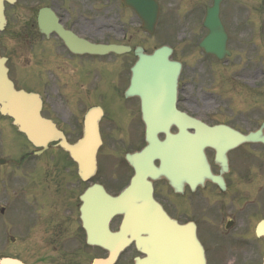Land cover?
Listing matches in <instances>:
<instances>
[{
	"label": "flooded vegetation",
	"instance_id": "obj_1",
	"mask_svg": "<svg viewBox=\"0 0 264 264\" xmlns=\"http://www.w3.org/2000/svg\"><path fill=\"white\" fill-rule=\"evenodd\" d=\"M239 1L245 6L249 3V16L264 17V0ZM43 8L49 9L48 17L43 16L48 28L52 29L57 23L63 32L96 42L93 34L99 31L92 30L91 15H87L84 0H20L18 10L5 4L0 55L6 57L8 76L14 87L37 94L41 100L40 114L61 128L69 142H74L80 135L84 111L98 104L88 92L92 55L68 50L54 30L44 34L38 18L39 10ZM257 29L260 34L264 26ZM128 83L127 78L122 88L116 91L118 107L112 117H107L102 108L98 121L102 143L97 154V170L93 180L83 183L76 178L75 163L67 153L54 146V142L40 152V148L34 147L16 131L11 118L0 113V161H3L0 163V201H4L0 205V215L3 217L15 209L22 218L17 235L23 242H37L44 257L57 255L71 259V264H90L93 258L107 255L104 248L86 240L78 196L93 182L102 184L109 193H118L133 173L124 155L144 146L145 130L139 98L124 94ZM104 94L108 93L101 91L98 96ZM181 94L179 80L176 107L183 110ZM206 123L224 124L242 133L246 132L244 129L255 130L262 126L264 134V120L254 128L249 124L248 128L237 127L235 123L223 120L209 119ZM158 137L161 139L163 135ZM109 145L119 147L115 149L122 150L121 154H108ZM252 149H256L255 155L261 157L264 145L246 143L228 151L226 171L213 163L214 150L205 149L211 172L223 178L222 190L209 180L192 190L186 179H181L176 191L164 179L152 181L153 197L170 222L169 229L172 225L181 230L192 229L197 246L203 248L206 264H263L264 236L258 235L256 229L259 224L264 225V169H260L261 164L257 162L259 169L251 168L249 173L248 159ZM103 159L107 163L106 171L101 168ZM112 161L119 171H124L122 175L110 173ZM242 163L247 168L242 169ZM254 174H259L258 183ZM115 181L117 186L105 185ZM242 182L248 192L234 194ZM220 195L229 198L219 200ZM21 196L25 201L19 204L17 200ZM242 197L244 202L237 203ZM120 220L119 215L111 223L114 226ZM143 257L145 254L133 241L119 259L123 260L120 264H134L136 258Z\"/></svg>",
	"mask_w": 264,
	"mask_h": 264
},
{
	"label": "rangeland",
	"instance_id": "obj_2",
	"mask_svg": "<svg viewBox=\"0 0 264 264\" xmlns=\"http://www.w3.org/2000/svg\"><path fill=\"white\" fill-rule=\"evenodd\" d=\"M77 1L80 2V0ZM84 1L87 15L88 13L91 15L92 30L93 32L99 31L96 35L93 34L94 38L102 39L100 38L102 34L103 40L109 38L119 41L122 34H127L129 40L131 38V42L137 40L145 43L146 47L149 48L155 43H168L171 47L173 46V58L180 60L183 64L181 79L184 84L182 97L185 102L181 106L189 113L211 120L221 121L223 118L225 121L229 120L235 123L237 127H246L247 123L264 119V36L252 42L261 50L259 53L258 47L247 42L248 33L246 31L240 33L231 28L233 25L227 14L229 10V5L226 7L227 3L223 2L221 5V19L228 35L232 38L235 37L231 43H228V47L235 49L237 53L243 56L236 54L232 58L217 61L213 57L205 55L197 45L201 36L205 34V29L201 26V17L206 6V0H158L160 14L152 35H146L138 29L139 19L132 11L121 8L118 0ZM242 7L244 11L248 5H240L239 2H232L230 5L232 10L240 11ZM15 9L18 10L19 7ZM238 19L239 23L242 24V18ZM254 57L257 59L254 60ZM245 59H249V63L254 60L252 67L247 66ZM131 60L130 56L125 55L116 57L111 66H106L99 58H95L91 62L92 72L88 81V92L92 93L93 100L100 104L109 118L115 114L118 107L116 91L126 82V70L130 66ZM255 74L259 81L256 87L254 86L258 81L254 80ZM242 80L255 84L249 87L244 85ZM65 90L71 91L69 88H65ZM101 91L108 94L98 96ZM216 108H218L217 111ZM108 147L110 148V145ZM256 152V149H252L251 154L255 155ZM250 158L255 159L256 163L262 161L263 164L260 169H264V159L259 155ZM256 163L248 165L250 167L248 168L249 173L251 168L259 169ZM242 165V169H244L245 163ZM101 168L102 171L107 170V163L104 159ZM111 171L113 175L118 176L124 172L119 171L116 165L112 166ZM254 175L256 176L254 177L255 182L258 183L260 181L257 178L259 174ZM243 183L233 191L234 194L245 195L248 192ZM117 184L115 181L110 183V186H117ZM223 198L221 199L227 201ZM22 201H25L24 196H21L17 203L20 204ZM2 202L0 201V203ZM242 202H244V197L237 203ZM4 215L0 218V235L6 229L11 232V236H17L18 240L14 245L3 248L2 246L6 242V232H3L0 236V255L15 257L25 264H71V259L68 258L57 255L42 256L38 250L37 242L33 244L30 241L23 242L17 235L20 232L19 225L22 218L20 214L15 212V209L12 208ZM122 261L120 258L118 264Z\"/></svg>",
	"mask_w": 264,
	"mask_h": 264
},
{
	"label": "water",
	"instance_id": "obj_3",
	"mask_svg": "<svg viewBox=\"0 0 264 264\" xmlns=\"http://www.w3.org/2000/svg\"><path fill=\"white\" fill-rule=\"evenodd\" d=\"M11 1V0H10ZM123 5L132 7L139 17L144 21V28L152 32L156 20L158 6L154 0H121ZM0 0V17L1 13ZM204 25L208 28V35L201 41L200 46L204 48L207 53H212L217 57H222L225 51L226 35L218 18L217 4L215 7L209 9L206 13ZM91 52L106 53L109 50L114 52H121L123 48L119 46H91L88 48ZM169 50L165 47L156 49L152 54H145L141 48L135 49L137 61L132 68L133 81L144 80L145 82H155L157 85H166L173 83L178 74V65L168 61ZM173 92V88H172ZM158 100L163 99L162 94L155 91ZM142 97V96H141ZM0 104L2 110L12 115L19 126L30 139L35 143L43 142L60 137L59 143L65 150L69 151L74 159L78 162L80 173L83 177L89 174L90 169L94 166L95 152L99 145V138L96 124L91 119V112H88L84 121L83 138L76 145L67 144L59 131L52 125L46 123L40 118L35 120L34 112H36L37 105L33 100L22 92H16L12 89L10 83L7 81L5 70L3 69L2 60L0 59ZM35 107V108H34ZM143 118L149 131V113L146 111V106L143 107ZM156 127L150 129L147 137L148 146L143 151L135 156L129 157L128 160L133 168L138 171L140 167L135 162L139 156L142 164L141 171L145 170L146 175L151 178L163 176L175 186L176 180L182 172L184 178L186 177L189 185L193 187L196 183L201 182L204 177H210L208 165L203 153L205 146H211L216 150V159L223 162L224 152L227 149L233 148L237 144L250 140L247 136L228 132L225 129L204 126L199 121L186 117L174 110L164 113L158 108L156 109ZM162 123V125L160 124ZM170 124L177 125L178 133L170 135L167 133V128ZM193 129V132H189ZM163 131L166 134V139L158 141L156 133ZM158 159L160 165L155 167L153 160ZM169 162L172 167H169ZM181 163V171L179 165ZM174 167H178L174 170ZM215 180L214 178H212ZM139 180H143L140 178ZM145 183L138 185L137 179L131 181L130 186L124 191L120 197H109L106 194L102 196V203H92L91 205H105L108 209V217L114 212H123L124 221L121 225L120 231L110 233L106 224L103 223V238L102 244L109 251V256L106 259L95 260L93 264H112L118 252L125 247L134 237L133 218L135 212L139 213V228H151L152 231L158 230L162 219H156L152 215L157 208H154L155 202L151 196V186L144 180ZM93 191V190H92ZM92 191H89L88 194ZM87 193L82 196L83 205L87 204ZM122 205V207H119ZM153 205V206H152ZM166 224V220L162 222ZM147 239H142V249L146 252L147 257L143 260L144 264H166L165 250L167 248L168 239L166 236L158 235L152 236L150 230L146 231ZM100 243L99 240H93ZM192 247V240H188L189 249ZM184 251V250H183ZM183 258V257H182ZM178 258H171V264ZM180 259V258H179ZM201 262V252L199 256ZM0 264H23L16 259L9 257H1ZM182 264V263H181Z\"/></svg>",
	"mask_w": 264,
	"mask_h": 264
}]
</instances>
